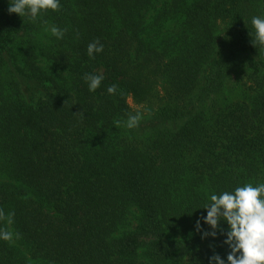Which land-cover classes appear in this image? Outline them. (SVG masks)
Here are the masks:
<instances>
[{
	"label": "trees",
	"instance_id": "16d2710c",
	"mask_svg": "<svg viewBox=\"0 0 264 264\" xmlns=\"http://www.w3.org/2000/svg\"><path fill=\"white\" fill-rule=\"evenodd\" d=\"M60 5L33 21L0 0V264H227L226 235L196 222L212 231V194L264 183V0Z\"/></svg>",
	"mask_w": 264,
	"mask_h": 264
},
{
	"label": "clouds",
	"instance_id": "9594fccd",
	"mask_svg": "<svg viewBox=\"0 0 264 264\" xmlns=\"http://www.w3.org/2000/svg\"><path fill=\"white\" fill-rule=\"evenodd\" d=\"M60 7V0H9L8 11L9 14L15 13L22 18L27 15L35 21L41 13L59 11ZM44 23L47 24V21ZM251 24L254 28V37L250 33L253 46L264 47V17L253 16ZM67 31V28L60 29L55 25L50 28L51 34L57 39H63ZM103 50V45L97 39L89 43L87 53L90 58L95 59V53H101ZM84 79L88 82L89 91L95 92L104 77L85 74ZM107 91L115 95L117 86L111 85ZM141 119L142 115L139 112L135 115L129 114L125 126L128 129L136 128ZM120 123L119 120L115 121L117 127ZM203 208L207 210V215L202 216L201 220L209 225L212 231H204L200 220L196 222V230L202 232V239L216 237L218 232L226 235L224 243L230 248L227 264H264V183L256 186L246 183L231 192L212 194L210 203ZM14 215L12 212L6 216L4 210L0 208V221H6L7 225L13 223ZM221 221L228 225L226 233L221 227ZM15 235L17 238L20 237L19 233ZM0 239L12 241L13 233L7 228H0ZM210 261L212 264H225V260L219 254L210 257Z\"/></svg>",
	"mask_w": 264,
	"mask_h": 264
},
{
	"label": "rangeland",
	"instance_id": "374dc122",
	"mask_svg": "<svg viewBox=\"0 0 264 264\" xmlns=\"http://www.w3.org/2000/svg\"><path fill=\"white\" fill-rule=\"evenodd\" d=\"M45 39H46V37H47V32H45ZM129 104L132 106V108L133 109H137V108H140L137 104H135L134 103V100L132 99V98H129ZM136 213H133L131 216L133 217V219H135V217H136V215H135ZM138 216V215H137Z\"/></svg>",
	"mask_w": 264,
	"mask_h": 264
}]
</instances>
